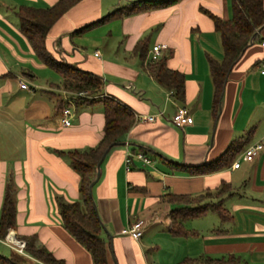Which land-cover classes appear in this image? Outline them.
<instances>
[{
	"label": "crops",
	"instance_id": "crops-1",
	"mask_svg": "<svg viewBox=\"0 0 264 264\" xmlns=\"http://www.w3.org/2000/svg\"><path fill=\"white\" fill-rule=\"evenodd\" d=\"M59 1L0 0V217L7 184L12 183L17 214L9 231L24 241L35 237L65 264H93L58 211L56 196L70 202L80 197V175L59 152L98 144L104 134V105L97 99H75L59 86L61 77L34 53L17 14L21 7L48 9ZM134 1L78 0L53 23L46 38L58 59L104 78L102 97L125 105L135 117L164 112L155 121L134 122L125 141L107 152L92 187L109 264H177L203 254L235 255L241 261L250 254L252 264H264V147L252 161L242 159L250 145H264V28L231 68L215 114L209 58L221 60L223 47L204 10L229 19L232 0H182L74 33ZM141 40L149 45L145 60L134 54ZM157 44L165 45L160 57L167 66L185 76L183 101L168 97L169 91L145 70ZM59 100L72 111L68 126ZM179 106L189 110L191 124L180 127L170 120ZM247 134V144L230 165L203 174L181 168L216 162L234 140ZM127 150L142 152L151 164L133 157L127 168ZM235 161L238 168L232 167ZM223 184H231V190L209 202H221L226 219L209 210L184 222L190 235L169 232L171 211L179 206L170 196L195 197ZM248 184L246 192L234 191ZM138 220L146 223L140 239L122 233ZM7 246L12 255L15 250ZM24 256L26 264H45Z\"/></svg>",
	"mask_w": 264,
	"mask_h": 264
},
{
	"label": "trees",
	"instance_id": "trees-1",
	"mask_svg": "<svg viewBox=\"0 0 264 264\" xmlns=\"http://www.w3.org/2000/svg\"><path fill=\"white\" fill-rule=\"evenodd\" d=\"M78 0H60L48 9L21 7L17 14L20 19V30L28 39L34 53L48 67L55 70L61 77V86L66 91H88L91 94L103 92L105 80L101 75L84 71L64 60L58 59L47 47L46 38L53 23ZM182 0H138L129 6L120 7L106 16L80 27L74 33H82L114 18H121L153 8L167 7ZM213 20L215 30L219 33L223 47V58L217 60L209 58L210 73L214 86L213 108L218 113L223 97L228 74L245 52L248 46L258 38L257 31L264 28V0H232V15L229 19L204 10ZM148 41L141 40L134 49V54L141 59L147 57ZM145 70L168 91H172L175 99L184 100L185 76L178 70L167 66L166 58L160 57L156 61H149ZM99 98V97H98ZM104 105V134L98 144L87 149L60 151L71 166L80 175L79 199L70 202L63 196H56L58 211L65 229L91 254L93 264H109L108 246L102 237L103 224L99 217L95 200L90 190L91 183L96 179L98 163L106 149L122 144L125 137L136 121L133 112L125 105L109 97L100 100ZM80 99V98H79ZM96 99H80L93 103ZM61 101V102H60ZM59 107L63 110V101L59 100ZM249 140L248 134L234 140L222 156L214 163L199 166H183L193 174L213 172L223 166L230 165ZM176 164V163H173ZM177 165V164H176ZM231 190V184H223L215 191L189 197L187 195H172V203L178 204L171 211L169 232L174 236H188L192 232L185 228L184 222L193 217H199L207 211L217 212L224 220L227 211L221 202L212 204L213 197H220ZM16 188L12 183L7 184L0 217V241L5 239L8 231L16 224ZM26 240L25 253L45 264H65L57 259L45 247L36 243L35 237ZM0 264H26L24 254L13 252L6 256L0 252ZM177 264H241L239 256L223 255L213 257L199 255L185 257Z\"/></svg>",
	"mask_w": 264,
	"mask_h": 264
},
{
	"label": "built area",
	"instance_id": "built-area-1",
	"mask_svg": "<svg viewBox=\"0 0 264 264\" xmlns=\"http://www.w3.org/2000/svg\"><path fill=\"white\" fill-rule=\"evenodd\" d=\"M164 47H165V45H161V44L154 45L153 48L151 49V52L149 55V60L150 61L158 60L160 58L161 51ZM95 55L98 56L99 52H96ZM262 73H264V69L262 70ZM21 87L22 88H29V86L24 82H21ZM128 87H131V85H128ZM66 92L69 93L75 99H79V98L80 99H95V98H98L97 95H93V94L89 93L88 91H79V92L66 91ZM172 95H173V92L169 91L168 97H170ZM69 101H70V103L73 102L72 99ZM62 114H63V120H62L63 124L65 126L70 125V117L72 114L71 109L68 107L64 108L62 110ZM163 115H164V112L159 111L157 114H153V115H139L136 117V120L152 122V121H155L158 116H163ZM170 120L175 125L182 127L186 124H191L193 122V117L186 107L179 106V107H177L174 114L171 116ZM263 147H264V145L262 143H256V144L250 145L249 147H247L243 151L242 159L245 161H252L254 159V157L258 154V152L261 149H263ZM133 157L142 160L147 165L151 164V160L146 155H144L142 152L134 153L131 150H127L126 157H125V163H126L127 168H129ZM239 166H240L239 161H235L232 164L233 168H238ZM145 226H146V223L144 220H138L135 223H133L130 226L123 229L122 233L126 234V235H131L132 237H134L136 239H140L144 233ZM1 242L6 244V245H9L18 253L25 254L26 241L18 238L14 231H12V230L9 231L6 238L1 240Z\"/></svg>",
	"mask_w": 264,
	"mask_h": 264
},
{
	"label": "rangeland",
	"instance_id": "rangeland-1",
	"mask_svg": "<svg viewBox=\"0 0 264 264\" xmlns=\"http://www.w3.org/2000/svg\"><path fill=\"white\" fill-rule=\"evenodd\" d=\"M93 95H97L98 97H102L100 94L98 95V94H93ZM96 99V98H95ZM251 188V186H250V184H248V185H240V186H236V187H234V191L236 192V193H238V194H242V193H244V192H246V190L247 189H250ZM218 218V217H217ZM205 221H208V219L206 220L205 219ZM0 250H7V251H9V252H4L6 255H10V252H11V250H10V248L7 246V245H5V244H3V243H1L0 242ZM1 253H3L2 251H0ZM243 256V255H242ZM252 257H251V255L249 254H247L246 255V257L244 258V256H243V259H242V261H241V264H252Z\"/></svg>",
	"mask_w": 264,
	"mask_h": 264
},
{
	"label": "water",
	"instance_id": "water-1",
	"mask_svg": "<svg viewBox=\"0 0 264 264\" xmlns=\"http://www.w3.org/2000/svg\"><path fill=\"white\" fill-rule=\"evenodd\" d=\"M111 147H109L108 149H106L105 153L103 154L101 160L99 161L98 163V171H97V176H96V179L91 183L90 185V190H92V187L94 186V184L97 182V180L99 179L100 177V166H101V163L104 159V157L106 156L107 152L110 150Z\"/></svg>",
	"mask_w": 264,
	"mask_h": 264
}]
</instances>
